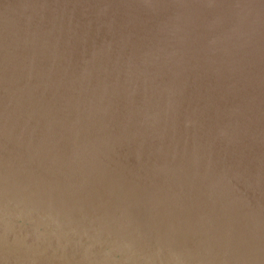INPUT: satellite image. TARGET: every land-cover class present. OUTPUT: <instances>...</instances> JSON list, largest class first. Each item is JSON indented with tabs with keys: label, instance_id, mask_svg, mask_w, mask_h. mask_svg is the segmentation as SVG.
<instances>
[{
	"label": "water",
	"instance_id": "95a60500",
	"mask_svg": "<svg viewBox=\"0 0 264 264\" xmlns=\"http://www.w3.org/2000/svg\"><path fill=\"white\" fill-rule=\"evenodd\" d=\"M0 264H264V0H0Z\"/></svg>",
	"mask_w": 264,
	"mask_h": 264
}]
</instances>
